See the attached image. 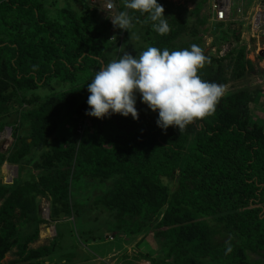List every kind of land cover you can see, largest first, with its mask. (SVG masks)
<instances>
[{"label": "trees", "instance_id": "trees-1", "mask_svg": "<svg viewBox=\"0 0 264 264\" xmlns=\"http://www.w3.org/2000/svg\"><path fill=\"white\" fill-rule=\"evenodd\" d=\"M65 1L57 9L50 0H0V132L15 117L28 129L24 135L12 129L15 140L0 149V167L7 162L40 171L35 180L12 185L0 179V264L13 250L7 264L50 260L54 243L30 247L47 226L36 200H50V222H56L75 209L70 185L81 178L110 184L91 207L112 215L121 234L144 232L141 241L155 246L142 247L150 264H264V128L251 115L252 95L223 96L212 116L180 133L158 127V112L137 93L138 120L89 116L91 126L77 142L76 124L91 111L88 84L101 63L112 61L113 45L109 22H97L83 0ZM206 1L196 2L191 21L173 10L175 4L157 0L171 29L164 36L145 23L147 14L128 10L133 28L125 34L139 40L126 39L123 51L138 56L149 46L201 48L209 31L207 15L200 16ZM215 28L222 30L215 45L231 38L230 28ZM206 56L210 63L200 77L224 85L226 59ZM41 90L47 94L40 96Z\"/></svg>", "mask_w": 264, "mask_h": 264}, {"label": "rangeland", "instance_id": "rangeland-1", "mask_svg": "<svg viewBox=\"0 0 264 264\" xmlns=\"http://www.w3.org/2000/svg\"><path fill=\"white\" fill-rule=\"evenodd\" d=\"M50 1L54 2L53 6L56 5L57 9L68 5L65 0ZM197 1L198 0H175V2L171 3L177 6V8H173L174 11H181L183 17L192 18L191 21H194L195 19L192 12L197 6ZM239 1L244 2V9L248 10L256 0ZM83 2L89 5L90 13H92L97 22L100 23L107 19L112 29L115 31V40H121V33L123 34L124 30L115 28L111 22V18L122 11L121 9L124 7L123 0H83ZM109 2L114 5V12L112 13L104 11V6ZM200 9H202L200 10L201 13L199 12L201 17L208 14L207 1L205 4L201 5ZM213 24L214 23H211V25L209 24V28L212 29V32L203 35L201 48L205 55L216 56V58L223 57L226 59L224 66L226 68L225 78L227 82L224 84L226 90L223 96L242 90L249 92L253 98L252 102L249 104L251 115L258 127L264 128V70L259 65V61L264 60V54L258 55L256 52L257 47H254L255 41L252 35L247 28L244 27L242 29V26L238 25L232 26L229 33H227L231 36L228 40L226 39V42H230L229 44L225 41H217L215 45L213 39L215 40V36L222 34V32H220L222 30H218ZM124 36L122 38L123 42L126 39L133 43L139 40L136 33H131L127 36L125 34ZM262 52H264V49H262ZM113 55H115L114 52ZM235 60L244 61L246 65L237 68ZM43 91H45V93ZM43 91H39L38 94L40 96L46 95L47 91ZM14 120L15 122H11V127L4 128L0 133V149L2 151H6L13 145L15 139L12 129L18 128V133L20 135H24L28 132L27 127L20 128L19 117H15ZM84 123L88 124L87 121H84ZM61 135L69 136L64 132ZM7 137L9 138L8 140L6 139ZM72 138L76 139L77 142L79 141V137L77 136H72ZM38 174H40L39 170H35L31 165L26 164L0 168V178L3 184L8 183V179L5 176H9L12 181L16 180L22 182L30 179L35 180ZM109 187V183L97 184L87 178H81L78 181L75 180L71 182L70 203L74 205L73 207H75V209H72L69 215H62L56 222L51 223L46 221L47 226L42 224L40 226L41 231L38 235V241L30 246L37 247L39 245L49 246L50 243L55 244V249H51L52 254L49 258L50 260L46 259L44 264H150L148 260L142 257L147 253V250H144L142 247L145 243L152 249H155V246H153V242L150 240L144 243L143 240L141 241L144 232L137 235L135 238H130V235L127 234H121L116 225L115 218L112 215L101 213L99 210L91 207L93 197L97 194H102ZM36 202L37 214L42 220H45L44 217L41 216L40 210L45 203L49 204V207H51L50 200L48 198H37ZM31 226L34 227L33 224H31ZM52 227L53 229H51ZM21 229L25 230L27 227L23 226ZM14 253L15 250L9 252L2 260L1 264H7L15 259Z\"/></svg>", "mask_w": 264, "mask_h": 264}, {"label": "clouds", "instance_id": "clouds-1", "mask_svg": "<svg viewBox=\"0 0 264 264\" xmlns=\"http://www.w3.org/2000/svg\"><path fill=\"white\" fill-rule=\"evenodd\" d=\"M169 2H175V0ZM233 2L236 3L237 0ZM207 3L208 27L209 24L214 23L215 26L221 24L224 28L231 29L229 25L211 20L210 0H207ZM123 5L124 11L114 15L111 22L115 28L124 30V35L125 31L128 32L133 28L132 17L128 10L142 15L147 14L145 23L152 22V30L160 36L170 32L168 19L164 16L165 9L157 3V0H123ZM113 7L114 5L109 2L104 6V11L112 13ZM209 30L203 35L210 34L212 29L209 28ZM123 34L121 33V40H115L116 34L110 24L109 41L113 45L110 53L112 61L106 65L101 63V67L88 84L87 90L90 95L87 103L91 111L86 112V116L78 120L76 124L75 134L79 139L91 126L89 116L104 119L111 114H118L138 120L137 93L142 98V103L152 112H158L157 126L165 131L169 127H175L181 133L194 122L203 121L215 113L226 88L224 85L208 82L200 77V70L206 63H210L202 48L193 44L190 48L170 51L168 48L161 50L149 46L138 56H133L134 52L123 51ZM25 107L26 105L23 104L21 110ZM14 119L12 121H15ZM84 121H87L89 126L86 124L82 135H79L78 126ZM11 124L4 128L11 127ZM12 165L15 164L4 162L1 167ZM5 177L10 179L9 176ZM4 185H12V183H4ZM230 251L231 247H228L227 252Z\"/></svg>", "mask_w": 264, "mask_h": 264}, {"label": "built area", "instance_id": "built-area-1", "mask_svg": "<svg viewBox=\"0 0 264 264\" xmlns=\"http://www.w3.org/2000/svg\"><path fill=\"white\" fill-rule=\"evenodd\" d=\"M233 1L234 0H210L211 20L216 23L229 25L230 27L239 25L242 26V29L244 27L247 28L255 44H257L258 38H264V0H256L248 10L244 9V2L237 0V2L234 3ZM85 128L86 124L80 123L77 133L82 135ZM7 182V184H11L12 179H8ZM40 213L42 214L41 216L44 217V221L50 222L49 204L45 203ZM51 229H53V227Z\"/></svg>", "mask_w": 264, "mask_h": 264}, {"label": "bare ground", "instance_id": "bare-ground-1", "mask_svg": "<svg viewBox=\"0 0 264 264\" xmlns=\"http://www.w3.org/2000/svg\"><path fill=\"white\" fill-rule=\"evenodd\" d=\"M254 47H257L256 52L258 53V55L260 56V54H264V52H262V49H264V38H258V43L254 45ZM260 50V51H259ZM258 57V56H257ZM259 58V57H258ZM257 62V61H256ZM256 65V64H255ZM260 65V64H259ZM254 66V65H253ZM258 71V70H257ZM1 136V135H0ZM8 140V137L6 138Z\"/></svg>", "mask_w": 264, "mask_h": 264}, {"label": "flooded vegetation", "instance_id": "flooded-vegetation-1", "mask_svg": "<svg viewBox=\"0 0 264 264\" xmlns=\"http://www.w3.org/2000/svg\"><path fill=\"white\" fill-rule=\"evenodd\" d=\"M263 61H264V60L259 61V64L262 62V63L260 64V67L264 70ZM259 69H260V68H259Z\"/></svg>", "mask_w": 264, "mask_h": 264}, {"label": "crops", "instance_id": "crops-1", "mask_svg": "<svg viewBox=\"0 0 264 264\" xmlns=\"http://www.w3.org/2000/svg\"><path fill=\"white\" fill-rule=\"evenodd\" d=\"M32 179H30V181H31Z\"/></svg>", "mask_w": 264, "mask_h": 264}]
</instances>
